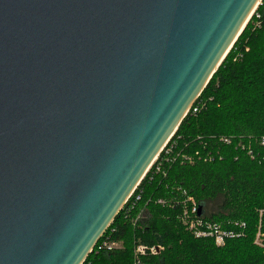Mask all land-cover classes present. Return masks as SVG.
I'll return each mask as SVG.
<instances>
[{"label": "water", "instance_id": "95a60500", "mask_svg": "<svg viewBox=\"0 0 264 264\" xmlns=\"http://www.w3.org/2000/svg\"><path fill=\"white\" fill-rule=\"evenodd\" d=\"M260 3L0 0V264H83Z\"/></svg>", "mask_w": 264, "mask_h": 264}, {"label": "trees", "instance_id": "16d2710c", "mask_svg": "<svg viewBox=\"0 0 264 264\" xmlns=\"http://www.w3.org/2000/svg\"><path fill=\"white\" fill-rule=\"evenodd\" d=\"M193 107L83 264H264V163L238 146L264 136V0ZM188 197L203 223L238 236L195 237L180 221ZM139 244L160 249L136 263Z\"/></svg>", "mask_w": 264, "mask_h": 264}, {"label": "built area", "instance_id": "2783aa9c", "mask_svg": "<svg viewBox=\"0 0 264 264\" xmlns=\"http://www.w3.org/2000/svg\"><path fill=\"white\" fill-rule=\"evenodd\" d=\"M196 110H197V108L193 107V105H192L188 112H190V111L195 112ZM171 138L168 140L167 144L162 148L159 155L167 147ZM220 140L223 144H230L232 142V138H230V137H221ZM238 146L240 147V149L242 151H244L246 153V155L251 160H256V159L260 158V162L264 163V136H262L260 138H255L252 141H248L247 143H243V142L241 143L240 142L238 144ZM159 155L157 156V158L155 159L153 164H155V162L158 160ZM212 160H213L212 155H208L204 159V161H212ZM138 186L134 189V191L128 197L126 202L133 196V194L135 193ZM139 199H140L139 196H135V201L139 200ZM158 203H161V200H158ZM197 215H198V206L192 197H188L187 200L184 201V208H183V211H182L181 216H180V221L182 222V224L185 226V228L188 231H190L191 233H193L195 235V237L211 236L214 238L215 244L217 246H221V245H223L225 237L238 236V235L234 234L232 231L221 230L220 227L214 223H208V222L203 223L202 220L200 218H198ZM240 225L243 226V223ZM103 245H106V242H103ZM159 249H160V247H158V246H156V247L152 246V247L146 248L143 245H140V244L137 245L135 247V250H134V253L136 255V263H138V260H137L138 255L145 254L147 252V250H149L150 253H156L159 251Z\"/></svg>", "mask_w": 264, "mask_h": 264}, {"label": "rangeland", "instance_id": "374dc122", "mask_svg": "<svg viewBox=\"0 0 264 264\" xmlns=\"http://www.w3.org/2000/svg\"><path fill=\"white\" fill-rule=\"evenodd\" d=\"M259 213L261 214V210H259ZM253 243H254V245H256L258 247L264 248V244L262 242V234L260 232L259 227H258L257 232L255 234ZM119 246H121V245L119 244Z\"/></svg>", "mask_w": 264, "mask_h": 264}]
</instances>
